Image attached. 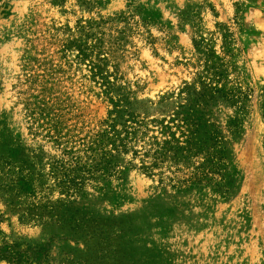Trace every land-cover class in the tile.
Wrapping results in <instances>:
<instances>
[{"label":"rangeland","instance_id":"obj_1","mask_svg":"<svg viewBox=\"0 0 264 264\" xmlns=\"http://www.w3.org/2000/svg\"><path fill=\"white\" fill-rule=\"evenodd\" d=\"M202 39L219 54L231 43L243 92L205 107L221 177L171 188L125 157L121 179L70 200L51 192L53 213L22 224L0 174L7 242L40 264H264V0H0V171L58 155L41 113L73 137L111 115L169 119Z\"/></svg>","mask_w":264,"mask_h":264},{"label":"trees","instance_id":"obj_2","mask_svg":"<svg viewBox=\"0 0 264 264\" xmlns=\"http://www.w3.org/2000/svg\"><path fill=\"white\" fill-rule=\"evenodd\" d=\"M225 42L230 48L222 47L220 54L211 49L207 40L196 42L201 52L197 78L185 85L181 92L185 104L169 119L146 121L133 113L123 117L111 115L97 130L84 137H73L71 132L65 133L62 126L52 125L39 114L44 119L42 123L35 119V124H41L45 138L55 145L58 155L40 157L39 163L23 168L11 162L1 164L6 202L12 210L20 211L19 222L42 224L46 212L53 213L48 195L51 192L70 200L97 182L121 179L125 157H131V164L138 162L144 175L157 177L161 184L171 188L201 185L211 177H221L225 166L223 138L218 131L207 130L205 107L216 98L233 101L243 96L242 90L230 82L234 68L229 67L228 59L234 58V52L231 43ZM38 134L39 131H34L35 136ZM23 197L29 202L24 205L25 211L23 203L17 201ZM3 217L0 212V261L40 264L19 245L6 241Z\"/></svg>","mask_w":264,"mask_h":264}]
</instances>
